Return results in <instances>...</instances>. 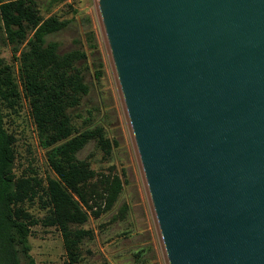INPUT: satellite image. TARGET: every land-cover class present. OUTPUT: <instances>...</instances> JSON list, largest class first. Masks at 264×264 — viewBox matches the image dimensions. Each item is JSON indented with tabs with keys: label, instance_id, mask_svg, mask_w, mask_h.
Wrapping results in <instances>:
<instances>
[{
	"label": "water",
	"instance_id": "95a60500",
	"mask_svg": "<svg viewBox=\"0 0 264 264\" xmlns=\"http://www.w3.org/2000/svg\"><path fill=\"white\" fill-rule=\"evenodd\" d=\"M168 264H264V0H96Z\"/></svg>",
	"mask_w": 264,
	"mask_h": 264
},
{
	"label": "trees",
	"instance_id": "16d2710c",
	"mask_svg": "<svg viewBox=\"0 0 264 264\" xmlns=\"http://www.w3.org/2000/svg\"><path fill=\"white\" fill-rule=\"evenodd\" d=\"M68 24L58 16L43 18L37 0H0V30L17 63L15 77L12 67L0 58V264H20V256L27 264H34L28 237L37 222L23 204L34 200L40 183L15 177V138L3 121V110H15L21 97L28 104L39 145L54 175L45 183L50 213L44 225L58 228L68 263L79 260L80 243L93 237L82 228L88 212L98 219L114 210V218L123 219L127 211V204L120 202L124 189L121 177L112 172L97 175L87 160L76 157L91 140L106 156L117 143L106 137L100 126L86 123L77 129L72 124L70 110L89 91L80 63L94 58L96 44L90 41L91 33L88 51L62 53L59 44L47 37ZM90 68L98 80L103 73L100 60Z\"/></svg>",
	"mask_w": 264,
	"mask_h": 264
},
{
	"label": "rangeland",
	"instance_id": "374dc122",
	"mask_svg": "<svg viewBox=\"0 0 264 264\" xmlns=\"http://www.w3.org/2000/svg\"><path fill=\"white\" fill-rule=\"evenodd\" d=\"M37 3L43 18L58 16L60 20L69 21L63 30L47 37L48 41L59 44L62 53L75 49L88 51L87 37L93 33L90 41L96 44L94 58L80 63L89 91L80 104L70 110L71 121L77 129L86 123L100 126L106 137L113 138L117 144L106 156L91 140L76 157L87 160L97 175L112 172L124 181L120 202L127 204L125 217L114 218L116 211L113 210L95 219L88 212L89 218L82 228L91 231L93 237L82 240L75 264H168L96 0H37ZM0 58L12 67L16 77L17 63L12 47L4 41L1 30ZM95 60L102 64L103 73L98 80L94 79L90 68ZM3 118L4 128L15 138V177H29L40 183L34 200L23 204L37 222L31 226L28 237L34 264H69L58 228L44 225L50 213L44 194L45 183L47 177L54 175L39 145L26 100L21 97L13 111L4 109ZM19 260L20 264H27L22 256Z\"/></svg>",
	"mask_w": 264,
	"mask_h": 264
}]
</instances>
